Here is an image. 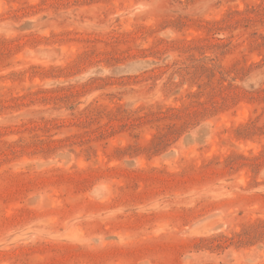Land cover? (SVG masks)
Listing matches in <instances>:
<instances>
[{"label": "rangeland", "instance_id": "obj_1", "mask_svg": "<svg viewBox=\"0 0 264 264\" xmlns=\"http://www.w3.org/2000/svg\"><path fill=\"white\" fill-rule=\"evenodd\" d=\"M0 264H264V0H0Z\"/></svg>", "mask_w": 264, "mask_h": 264}]
</instances>
